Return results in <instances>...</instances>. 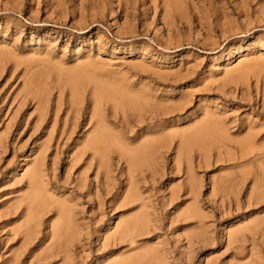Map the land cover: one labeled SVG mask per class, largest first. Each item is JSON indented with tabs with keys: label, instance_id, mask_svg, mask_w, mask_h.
Segmentation results:
<instances>
[{
	"label": "rangeland",
	"instance_id": "1",
	"mask_svg": "<svg viewBox=\"0 0 264 264\" xmlns=\"http://www.w3.org/2000/svg\"><path fill=\"white\" fill-rule=\"evenodd\" d=\"M0 264H264V0H0Z\"/></svg>",
	"mask_w": 264,
	"mask_h": 264
},
{
	"label": "bare ground",
	"instance_id": "2",
	"mask_svg": "<svg viewBox=\"0 0 264 264\" xmlns=\"http://www.w3.org/2000/svg\"><path fill=\"white\" fill-rule=\"evenodd\" d=\"M102 81H103V80H102ZM112 82H113V81H112ZM113 83H114V82H113ZM83 86H84V85H83ZM122 90H123V89H122ZM127 90H128V89H127ZM129 92H130V91H129ZM130 97H131V96H130ZM134 97H135V96H134ZM99 117H100V116H99ZM206 124H207V123H206ZM99 127H101V126H99ZM204 128H205V127H204ZM98 129H99V128H98ZM101 129H102V128H101ZM205 131H206V130H205ZM210 131H211V130H210ZM194 132H195V131H194ZM214 132H215V131H214ZM95 133H96V131H95ZM205 134H206V133H205ZM192 135H193V134H191V136H192ZM102 136H104V135H102ZM102 136H101V137H102ZM191 136H190V137H191ZM194 136H195V135H194ZM102 138H104V137H102ZM189 139H190V138H189ZM92 142H93V141H92ZM97 142H98V141H97ZM95 144H96V143H95ZM143 144H144V143H143ZM90 149H91V148H90ZM95 150H96V149H95ZM95 150H94V151H95ZM140 151H142V150H140ZM100 153H101V152H100ZM98 154H99V153H98ZM146 154H147V153H146ZM139 157H140V156H139ZM139 157H138V158H139ZM132 160H133V159H132ZM132 160H131V161H132ZM137 160H138V159H137ZM37 169H38V167H37ZM36 178H38V177H36ZM41 179H42V178H41ZM32 181H33V180H32ZM34 181H35V179H34ZM34 181H33V182H34ZM42 181H43V180H42ZM30 182H31V181H30ZM30 182H29V183H30ZM42 184H43V183H42ZM34 185H35V184H34ZM34 185H32V186H34ZM43 185H44V184H43ZM32 188H33V187H32ZM32 191H33V190H32ZM32 191H31V192H32ZM42 191H43V190H42ZM28 194H29V193H28ZM36 194H37V193H36ZM38 194H39V193H38ZM34 195H35V194H34ZM34 195H33V196H34ZM56 200H57V199H56ZM23 201H24V200H23ZM30 201H31V200H30ZM37 201H38V200H37ZM33 202H34V201H33ZM46 202H47V201H46ZM58 204H59V203H58ZM143 204H144V203H143ZM35 205H36V204H35ZM56 205H57V204H56ZM141 205H142V204H141ZM28 206H29V205H28ZM145 206H146V205H145ZM142 207H143V206H142ZM145 209H146V208H145ZM145 209H144V210H145ZM29 210H30V209H29ZM59 210H60V208H59ZM59 210H58V211H59ZM70 210H71V209H70ZM141 210H142V209H141ZM31 211H32V209H31ZM58 211H57V212H58ZM60 211H61V210H60ZM63 211H64V210H63ZM145 211H146V210H145ZM58 213H61V212H58ZM147 213H148V212H147ZM144 214H145V213H144ZM60 215H61V214H60ZM57 216H58V215H57ZM135 216H136V215H135ZM142 216H143V215H142ZM27 217H28V216H27ZM192 217H193V216H192ZM24 218H25V217H24ZM62 218H63V217H62ZM136 218H137V217H136ZM140 218H141V217H140ZM148 218H149V217H148ZM30 219H31V218H30ZM131 219H132V218H131ZM34 220H35V219H34ZM145 220H146V218H145ZM149 220H151V219H149ZM24 221H25V220H24ZM29 221H30V220H29ZM60 221H62V220H60ZM56 222H57V221H56ZM27 223H28V221H27ZM30 223H31V222H30ZM117 223H118V222H117ZM60 224H61V223H60ZM28 225H29V224H28ZM31 225H32V223H31ZM29 226H30V225H29ZM55 226H56V225H55ZM129 226L131 227V229H132V228H136V227H135V224H133V223L127 224V223H126L125 226H124V228H123L124 231H129V229H130ZM138 226H139V225H138ZM138 226H137V227H138ZM33 227H34V226H33ZM117 227H118V225H117ZM32 230H33V228H32ZM122 231H123V230H122ZM134 231H136V229H135ZM57 233H58V232H57ZM124 233H125V232H124ZM66 234H67V233H66ZM126 235H127V234H126ZM132 235H133V234H132ZM55 236H56V235H55ZM17 239H18V238H17ZM131 241H132V240H131ZM130 243H131V242H130ZM42 244H43V243H42ZM150 249H151V248H150ZM143 251H144V250H143ZM159 253H160V252H159ZM123 256H124V255H123ZM134 256H135V255H134ZM119 257H120V255H119ZM120 258L122 259V257H120ZM126 259H127V258H126ZM124 261H125V259H124ZM115 262H116V261H115ZM121 262H122V260H121ZM131 262H132V261H131Z\"/></svg>",
	"mask_w": 264,
	"mask_h": 264
}]
</instances>
